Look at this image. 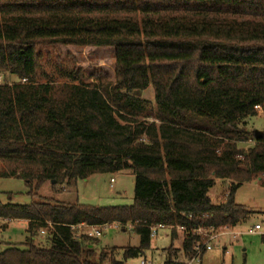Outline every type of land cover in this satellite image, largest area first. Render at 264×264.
Segmentation results:
<instances>
[{"label":"trees","instance_id":"1","mask_svg":"<svg viewBox=\"0 0 264 264\" xmlns=\"http://www.w3.org/2000/svg\"><path fill=\"white\" fill-rule=\"evenodd\" d=\"M48 47L67 81L39 82ZM61 47L111 50L114 73L97 70L86 84L81 70L61 67ZM1 72L17 81L0 83V178L24 180L33 200L0 202V221L26 220L28 233L23 243L0 239V264H124L146 256L158 223L232 228L249 217L236 193L264 177V134L248 129L264 110V0H0ZM124 170L135 176L131 205L39 193ZM218 181L228 192L214 203ZM113 222L140 236L122 260L97 255V237L72 228ZM42 230L48 246L36 243ZM171 235L163 264H186L174 241L183 237L190 259L201 238Z\"/></svg>","mask_w":264,"mask_h":264},{"label":"rangeland","instance_id":"2","mask_svg":"<svg viewBox=\"0 0 264 264\" xmlns=\"http://www.w3.org/2000/svg\"><path fill=\"white\" fill-rule=\"evenodd\" d=\"M54 48H42L44 57L42 66L38 71L39 82L57 80L67 81V78L59 76L55 62L57 52ZM62 58L61 67L68 71L77 72L83 82L96 83L91 77L97 70L109 74L114 73V53L111 50L91 48H63L60 49ZM50 55V56H49ZM59 55V54H58ZM59 56V57H60ZM54 61V62H53ZM58 72V73H57ZM17 77L9 73H0V83L12 84ZM143 96L154 100L153 88L146 91ZM248 129L251 131H264V110L261 108L258 116L248 120ZM250 140L244 145L245 149L254 145ZM111 179H114L111 182ZM264 177L242 184L236 193V202L243 205L250 212L249 217L229 229L230 234L219 237L213 244V248L204 256L203 262L194 264H264V236L253 233L254 226L261 224L264 230ZM29 188L24 180L18 178H0V202L7 204H25L32 202V197L27 194ZM135 176L127 170L118 173H97L87 179H77L70 183L54 186L47 182L40 189V195L52 199L54 202L65 204H82L92 206H122L131 205L134 200ZM228 192V183L218 181L210 191L212 202L219 203L224 200ZM25 221L1 220L0 239L16 243L26 241L28 233ZM161 235L151 240V248L146 252L149 264H163L167 258L168 248L173 244L171 231L162 230ZM238 235L235 236L234 234ZM48 233L40 231L36 237V243L48 246ZM94 242L97 255L101 251L122 260L124 247L138 246L140 236L131 230L108 229ZM180 245L174 241V247ZM176 248V247H175ZM177 253V251H176ZM185 260L184 254L178 252V259ZM189 261V260H188ZM187 261V262H188Z\"/></svg>","mask_w":264,"mask_h":264},{"label":"built area","instance_id":"3","mask_svg":"<svg viewBox=\"0 0 264 264\" xmlns=\"http://www.w3.org/2000/svg\"><path fill=\"white\" fill-rule=\"evenodd\" d=\"M258 111L261 110V107H257ZM114 179H112V182ZM190 222H193L192 215H185L183 214ZM253 233H260L264 236V230L263 226L261 224H256L254 226ZM73 229L77 231V236L81 237L83 235H88L90 237H100L102 234L108 230V229H120L123 230V225L119 222H113V223H105L102 225H91L87 223H81L77 226H72ZM125 228L128 230H132V226L130 224L125 225ZM231 227L228 226H221V227H215V226H205V225H199V224H177L176 226H169L163 223H158L156 225L151 226V238H156L159 235H161V231L163 230H169L172 232L173 229H176L177 231L184 233L185 235H195L201 238V241H199L195 246V252L192 258L189 259L187 264H194L196 262H200L203 254L206 251H209L213 248L214 242L216 240L226 234L229 233V229ZM42 232H44L42 230ZM235 236L238 234L235 233ZM124 264H149V261L146 258H139L135 260H128Z\"/></svg>","mask_w":264,"mask_h":264},{"label":"crops","instance_id":"4","mask_svg":"<svg viewBox=\"0 0 264 264\" xmlns=\"http://www.w3.org/2000/svg\"><path fill=\"white\" fill-rule=\"evenodd\" d=\"M111 182H112V179H111ZM210 198H211V197H210ZM15 221H25V222L27 223L26 220H12V222H15ZM176 241H179V244H180V245H178V246H176V244H175V247H176V249H177V259H178V252H182V254H184V256H185V260H184V258H183V260H181V259H178V260H180V261H184V262H186V264H187V261L189 260V257H187V256L185 255L184 251L182 250V246H183V237L180 236L178 239L175 240V242H176ZM208 252H209V251H206V252L203 254V256H202V258H201V260H200L199 263H202V262H203V258H204V256H205ZM199 263H198V264H199Z\"/></svg>","mask_w":264,"mask_h":264},{"label":"water","instance_id":"5","mask_svg":"<svg viewBox=\"0 0 264 264\" xmlns=\"http://www.w3.org/2000/svg\"><path fill=\"white\" fill-rule=\"evenodd\" d=\"M264 134V131H261V130H255V138L256 139H260ZM53 183H55V181H53Z\"/></svg>","mask_w":264,"mask_h":264}]
</instances>
